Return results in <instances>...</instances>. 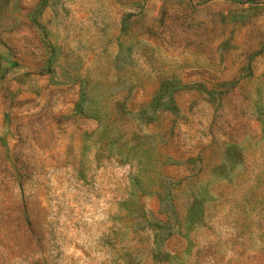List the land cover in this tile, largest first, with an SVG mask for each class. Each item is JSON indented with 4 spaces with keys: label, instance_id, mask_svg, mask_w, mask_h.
<instances>
[{
    "label": "rangeland",
    "instance_id": "obj_1",
    "mask_svg": "<svg viewBox=\"0 0 264 264\" xmlns=\"http://www.w3.org/2000/svg\"><path fill=\"white\" fill-rule=\"evenodd\" d=\"M0 264H264V0H0Z\"/></svg>",
    "mask_w": 264,
    "mask_h": 264
}]
</instances>
